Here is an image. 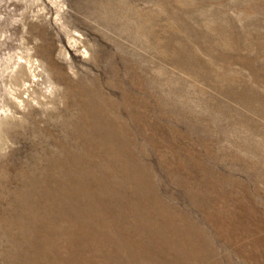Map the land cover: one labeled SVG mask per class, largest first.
I'll use <instances>...</instances> for the list:
<instances>
[{
  "label": "rangeland",
  "instance_id": "obj_1",
  "mask_svg": "<svg viewBox=\"0 0 264 264\" xmlns=\"http://www.w3.org/2000/svg\"><path fill=\"white\" fill-rule=\"evenodd\" d=\"M0 264H264V0H0Z\"/></svg>",
  "mask_w": 264,
  "mask_h": 264
},
{
  "label": "bare ground",
  "instance_id": "obj_2",
  "mask_svg": "<svg viewBox=\"0 0 264 264\" xmlns=\"http://www.w3.org/2000/svg\"><path fill=\"white\" fill-rule=\"evenodd\" d=\"M75 48V47H74Z\"/></svg>",
  "mask_w": 264,
  "mask_h": 264
}]
</instances>
